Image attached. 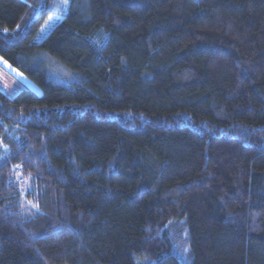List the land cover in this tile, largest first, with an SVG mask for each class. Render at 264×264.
Listing matches in <instances>:
<instances>
[{"label": "trees", "instance_id": "obj_1", "mask_svg": "<svg viewBox=\"0 0 264 264\" xmlns=\"http://www.w3.org/2000/svg\"><path fill=\"white\" fill-rule=\"evenodd\" d=\"M0 59V264H264V0H0Z\"/></svg>", "mask_w": 264, "mask_h": 264}, {"label": "rangeland", "instance_id": "obj_2", "mask_svg": "<svg viewBox=\"0 0 264 264\" xmlns=\"http://www.w3.org/2000/svg\"><path fill=\"white\" fill-rule=\"evenodd\" d=\"M59 17L52 16L48 18L46 24L40 29L37 36L36 42L41 41L50 30L60 22ZM30 89L37 94H40V91L32 85V83L25 78L21 73L16 71L14 68L10 67L5 61L0 59V92L5 94L7 97H14L22 89ZM179 232L174 236L176 237L177 244L173 248L174 255L179 259L182 264H188L190 259L189 256V247L185 242V234L182 233V229L178 227Z\"/></svg>", "mask_w": 264, "mask_h": 264}, {"label": "snow or ice", "instance_id": "obj_3", "mask_svg": "<svg viewBox=\"0 0 264 264\" xmlns=\"http://www.w3.org/2000/svg\"><path fill=\"white\" fill-rule=\"evenodd\" d=\"M6 63V62H5Z\"/></svg>", "mask_w": 264, "mask_h": 264}]
</instances>
